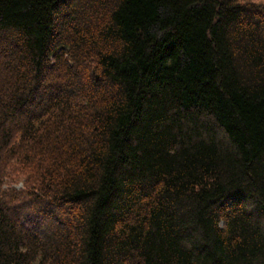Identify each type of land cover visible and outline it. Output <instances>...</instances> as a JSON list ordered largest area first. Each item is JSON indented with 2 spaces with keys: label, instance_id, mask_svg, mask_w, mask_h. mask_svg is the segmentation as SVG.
<instances>
[{
  "label": "trees",
  "instance_id": "trees-1",
  "mask_svg": "<svg viewBox=\"0 0 264 264\" xmlns=\"http://www.w3.org/2000/svg\"><path fill=\"white\" fill-rule=\"evenodd\" d=\"M0 264H264V0H0Z\"/></svg>",
  "mask_w": 264,
  "mask_h": 264
},
{
  "label": "clouds",
  "instance_id": "clouds-1",
  "mask_svg": "<svg viewBox=\"0 0 264 264\" xmlns=\"http://www.w3.org/2000/svg\"><path fill=\"white\" fill-rule=\"evenodd\" d=\"M217 227L224 228L225 225L223 224L222 220L217 223Z\"/></svg>",
  "mask_w": 264,
  "mask_h": 264
},
{
  "label": "rangeland",
  "instance_id": "rangeland-1",
  "mask_svg": "<svg viewBox=\"0 0 264 264\" xmlns=\"http://www.w3.org/2000/svg\"><path fill=\"white\" fill-rule=\"evenodd\" d=\"M21 185H19L18 187H20Z\"/></svg>",
  "mask_w": 264,
  "mask_h": 264
}]
</instances>
